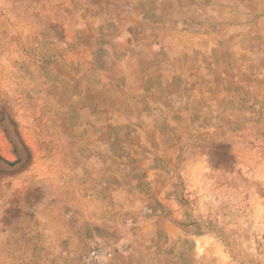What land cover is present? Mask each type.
<instances>
[{
	"label": "rangeland",
	"instance_id": "obj_1",
	"mask_svg": "<svg viewBox=\"0 0 264 264\" xmlns=\"http://www.w3.org/2000/svg\"><path fill=\"white\" fill-rule=\"evenodd\" d=\"M0 264H264V0H0Z\"/></svg>",
	"mask_w": 264,
	"mask_h": 264
}]
</instances>
